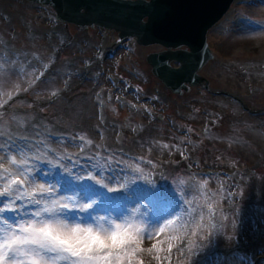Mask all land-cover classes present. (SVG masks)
I'll use <instances>...</instances> for the list:
<instances>
[{
	"label": "rangeland",
	"instance_id": "374dc122",
	"mask_svg": "<svg viewBox=\"0 0 264 264\" xmlns=\"http://www.w3.org/2000/svg\"><path fill=\"white\" fill-rule=\"evenodd\" d=\"M255 1L237 0L225 24L212 30L209 45L216 58L200 75L212 85L210 94L199 98L172 95L152 76L146 58L163 50L157 45L136 49L131 39L117 41V33L59 22L49 8L0 0V208L17 209V219L10 221L0 212V236L9 231L5 220L29 218L39 199L40 207L55 201L58 208L76 209L61 214L72 222L95 223L98 216L120 220L134 213L142 230L136 233L132 264H253L252 258L264 256V115L244 110H264V22L251 21V15L264 18V4ZM232 19L245 30L233 35ZM105 43L107 52L92 62ZM22 67H27L23 75ZM198 87L190 95L200 94ZM212 89L232 93L242 104ZM157 95L162 105L155 104ZM155 110L162 118H151ZM175 121L199 142L187 154V136L176 131ZM178 141L185 144L175 146ZM159 164L168 165L173 188L160 174L148 177ZM51 168H59L66 182L56 180ZM209 169L217 173H201ZM193 172L202 180L192 179L177 196L182 212L150 223L158 184L176 191L175 182L185 183ZM204 189L216 194L214 215L199 193ZM86 203L106 207L79 211ZM241 204V216L247 217L233 221ZM48 264L70 261L53 253Z\"/></svg>",
	"mask_w": 264,
	"mask_h": 264
},
{
	"label": "water",
	"instance_id": "95a60500",
	"mask_svg": "<svg viewBox=\"0 0 264 264\" xmlns=\"http://www.w3.org/2000/svg\"><path fill=\"white\" fill-rule=\"evenodd\" d=\"M51 7L58 20L79 29L98 27L134 38L140 46L160 45L147 57L152 73L173 93L201 85L202 69L214 56L208 33L235 0H27ZM178 64L174 67L173 63ZM209 85L207 82L206 87Z\"/></svg>",
	"mask_w": 264,
	"mask_h": 264
},
{
	"label": "snow or ice",
	"instance_id": "6c2138e0",
	"mask_svg": "<svg viewBox=\"0 0 264 264\" xmlns=\"http://www.w3.org/2000/svg\"><path fill=\"white\" fill-rule=\"evenodd\" d=\"M4 196L0 193V197ZM36 208L29 213V218L19 219L15 224L9 223V231L0 236V264H48L51 254L60 259L69 260L70 264H132V258L138 250L137 235L124 229L125 235L118 230L108 234L97 231L91 237L68 234L64 229L43 223L45 220L61 218L63 211L69 209L68 204L58 208L56 202L45 203L41 200L32 202ZM79 209L87 212L92 204H84ZM47 209V211H46ZM6 209L0 208V212ZM7 211H17L15 208ZM75 233V230H73Z\"/></svg>",
	"mask_w": 264,
	"mask_h": 264
},
{
	"label": "clouds",
	"instance_id": "9594fccd",
	"mask_svg": "<svg viewBox=\"0 0 264 264\" xmlns=\"http://www.w3.org/2000/svg\"><path fill=\"white\" fill-rule=\"evenodd\" d=\"M82 207H85L83 205ZM47 211V209H46ZM45 224H49L53 227H58L64 229L68 234H78L81 237H91L93 232H103L108 234L113 230H118L121 235H125L124 229H127L128 232H135L142 230L141 225L138 220H136L134 213H130L120 220L108 219L105 216H98L95 218V223H80L72 222L66 218H55L51 220L43 221ZM75 230V233H73Z\"/></svg>",
	"mask_w": 264,
	"mask_h": 264
},
{
	"label": "flooded vegetation",
	"instance_id": "af4514ba",
	"mask_svg": "<svg viewBox=\"0 0 264 264\" xmlns=\"http://www.w3.org/2000/svg\"><path fill=\"white\" fill-rule=\"evenodd\" d=\"M203 71V70H202ZM202 71H201V73H202ZM202 75V74H201ZM204 77V76H203ZM207 79V78H206ZM205 79V80H206ZM209 80V79H208ZM210 81V88H211V85H212V81L211 80H209ZM162 85V84H161ZM194 88H196V87H194ZM194 88H192L191 90H190V92H187V93H184L183 94V96H187V97H190V96H207V95H209L210 93V91H208L209 89L207 88V87H205V83H204V85H202V86H199L198 88H200L201 89V93L200 94H198V95H190L191 94V91L194 89ZM215 90V89H214ZM212 94H217V93H212Z\"/></svg>",
	"mask_w": 264,
	"mask_h": 264
},
{
	"label": "bare ground",
	"instance_id": "6f19581e",
	"mask_svg": "<svg viewBox=\"0 0 264 264\" xmlns=\"http://www.w3.org/2000/svg\"><path fill=\"white\" fill-rule=\"evenodd\" d=\"M106 47H107V45L105 46V48H106ZM103 48H104V47H103ZM1 140H2V139H0V141H1ZM192 148H193V147L190 146V147H188V148L186 149V151H189V150H191ZM43 167H44V166H43ZM52 169H53V168H51V170H52ZM47 170H49V168H47ZM61 174H62V173H61ZM54 176L56 177V180H58V178L60 177L58 173H56ZM66 178H67V177H65V175L62 176L61 181H62V182H66ZM87 187H91V188H94L95 190H97V191H98V197L102 195V192L99 191V189H98V187H97L96 185L89 183V184L87 185ZM103 194H104V192H103ZM104 195H105V194H104ZM103 200L105 201V199H103ZM1 202H3V201H1ZM134 202H137V201L135 200Z\"/></svg>",
	"mask_w": 264,
	"mask_h": 264
}]
</instances>
